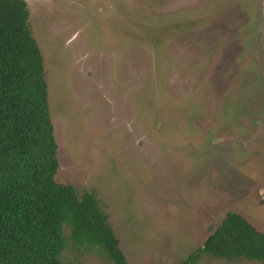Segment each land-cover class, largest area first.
Listing matches in <instances>:
<instances>
[{
  "label": "rangeland",
  "instance_id": "obj_1",
  "mask_svg": "<svg viewBox=\"0 0 264 264\" xmlns=\"http://www.w3.org/2000/svg\"><path fill=\"white\" fill-rule=\"evenodd\" d=\"M27 2L55 179L96 193L130 264H179L228 211L264 231V0ZM64 236L66 264H113Z\"/></svg>",
  "mask_w": 264,
  "mask_h": 264
},
{
  "label": "trees",
  "instance_id": "obj_2",
  "mask_svg": "<svg viewBox=\"0 0 264 264\" xmlns=\"http://www.w3.org/2000/svg\"><path fill=\"white\" fill-rule=\"evenodd\" d=\"M28 19L27 0H0V264H66L65 226L77 248L130 264L96 193L55 179L58 143L44 59ZM203 256L264 262V231L228 211L179 264Z\"/></svg>",
  "mask_w": 264,
  "mask_h": 264
}]
</instances>
